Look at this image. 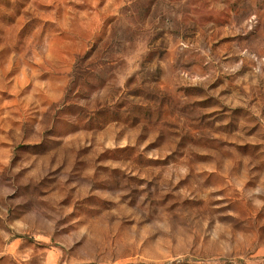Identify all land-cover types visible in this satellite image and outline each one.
Listing matches in <instances>:
<instances>
[{"label":"rangeland","instance_id":"rangeland-1","mask_svg":"<svg viewBox=\"0 0 264 264\" xmlns=\"http://www.w3.org/2000/svg\"><path fill=\"white\" fill-rule=\"evenodd\" d=\"M0 264H264V0H0Z\"/></svg>","mask_w":264,"mask_h":264}]
</instances>
